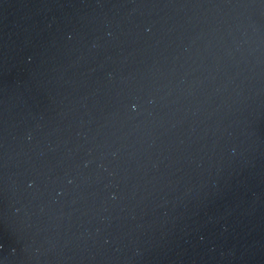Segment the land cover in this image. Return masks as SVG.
Instances as JSON below:
<instances>
[{
  "label": "water",
  "instance_id": "obj_1",
  "mask_svg": "<svg viewBox=\"0 0 264 264\" xmlns=\"http://www.w3.org/2000/svg\"><path fill=\"white\" fill-rule=\"evenodd\" d=\"M264 120V0H0V164Z\"/></svg>",
  "mask_w": 264,
  "mask_h": 264
}]
</instances>
